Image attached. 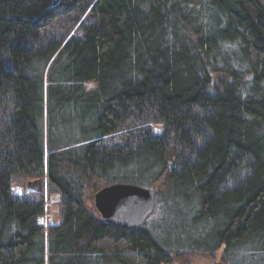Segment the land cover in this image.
<instances>
[{
	"label": "trees",
	"instance_id": "1",
	"mask_svg": "<svg viewBox=\"0 0 264 264\" xmlns=\"http://www.w3.org/2000/svg\"><path fill=\"white\" fill-rule=\"evenodd\" d=\"M115 184L158 186L156 224H104ZM219 251L264 264V0H0V264Z\"/></svg>",
	"mask_w": 264,
	"mask_h": 264
},
{
	"label": "water",
	"instance_id": "2",
	"mask_svg": "<svg viewBox=\"0 0 264 264\" xmlns=\"http://www.w3.org/2000/svg\"><path fill=\"white\" fill-rule=\"evenodd\" d=\"M41 185L42 181L36 180L28 183L27 189L38 192ZM155 195V188L115 184L94 195L93 207L104 224L115 229L134 230L141 228L154 213Z\"/></svg>",
	"mask_w": 264,
	"mask_h": 264
},
{
	"label": "rangeland",
	"instance_id": "3",
	"mask_svg": "<svg viewBox=\"0 0 264 264\" xmlns=\"http://www.w3.org/2000/svg\"><path fill=\"white\" fill-rule=\"evenodd\" d=\"M30 182H32V181L25 180V179H22L21 177H19L16 181L15 187L11 188V193L14 196H20L21 194L28 193L27 184ZM153 188H155L156 192H157L158 186L153 187ZM43 189L45 192V195H44L45 196V212H44V215L38 219V222L46 229L47 226L56 225L59 222V219H60L59 204H58L59 198H58L57 194L47 193L46 180L43 183ZM87 192H90V191H87ZM95 194H92L90 196L91 199L89 200V206L93 209H94L93 197ZM86 195H87V193H86ZM88 195H90V193ZM155 199H156V195H155ZM153 214L149 218V221L147 220V222L149 224H147L145 226L152 227V225L156 224L155 223L156 220H155V217L153 218ZM221 253H222V251H219L213 259L208 258V257L203 256V255L188 254V255H184L183 257H181L182 258L181 261H179V263H177V264H224L220 260ZM246 256L250 257V259L245 257V258H241V260H238V262H241L242 264H261L259 258L251 257L249 255H246Z\"/></svg>",
	"mask_w": 264,
	"mask_h": 264
}]
</instances>
